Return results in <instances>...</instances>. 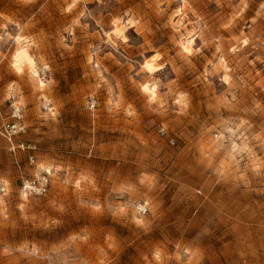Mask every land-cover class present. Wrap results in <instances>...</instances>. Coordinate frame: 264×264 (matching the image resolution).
<instances>
[{"label": "clouds", "instance_id": "9594fccd", "mask_svg": "<svg viewBox=\"0 0 264 264\" xmlns=\"http://www.w3.org/2000/svg\"><path fill=\"white\" fill-rule=\"evenodd\" d=\"M0 264H264V0H0Z\"/></svg>", "mask_w": 264, "mask_h": 264}]
</instances>
